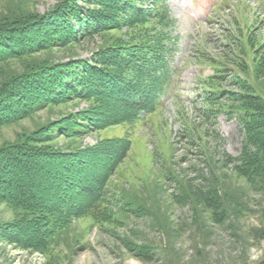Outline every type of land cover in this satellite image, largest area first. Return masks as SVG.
<instances>
[{
	"label": "rangeland",
	"instance_id": "rangeland-1",
	"mask_svg": "<svg viewBox=\"0 0 264 264\" xmlns=\"http://www.w3.org/2000/svg\"><path fill=\"white\" fill-rule=\"evenodd\" d=\"M61 1L0 0V23L45 13ZM166 1L174 19L167 33L175 38L176 72L156 110L50 143L72 151L106 139L127 141L126 157L106 183L108 205L100 206L101 219L73 218L38 249L0 238V264L262 261L264 178L250 183L226 164V158L238 156L243 143L239 130L243 110L237 93L250 87L264 104V0ZM134 35L126 29L112 30L77 45L5 61L0 64V84L34 60L87 57L107 45V38L126 41ZM220 90L232 93L224 94L217 104L203 101L211 91ZM89 105L71 100L2 125L0 146ZM107 160L92 162L94 171L103 170ZM18 215L17 209L0 203V224Z\"/></svg>",
	"mask_w": 264,
	"mask_h": 264
},
{
	"label": "trees",
	"instance_id": "trees-1",
	"mask_svg": "<svg viewBox=\"0 0 264 264\" xmlns=\"http://www.w3.org/2000/svg\"><path fill=\"white\" fill-rule=\"evenodd\" d=\"M173 24L166 0H62L45 13L0 23V64L112 30L136 34L126 41L107 38V45L87 57L34 60L0 84V126L67 101L90 103L0 146V203L19 211L15 220L0 224V238L6 243L38 249L73 218L101 219L100 206L108 205L106 183L126 157L127 141L106 139L72 151L50 143L154 112L176 72L175 38L167 33ZM217 92L203 101L217 104L232 93ZM236 100L243 110V143L238 156H227L226 164L252 183L264 178V104L250 87L237 93ZM205 112L209 117L210 111ZM105 158L107 166L94 171L92 162ZM258 264H264V257Z\"/></svg>",
	"mask_w": 264,
	"mask_h": 264
}]
</instances>
